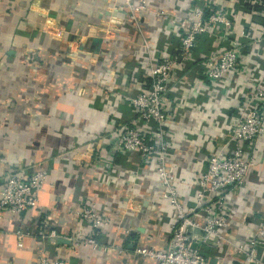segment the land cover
<instances>
[{"label":"crops","instance_id":"obj_1","mask_svg":"<svg viewBox=\"0 0 264 264\" xmlns=\"http://www.w3.org/2000/svg\"><path fill=\"white\" fill-rule=\"evenodd\" d=\"M215 1L234 6L232 0ZM204 2L149 0L150 9L132 17L125 0H0V189L10 171L28 176L43 165L50 171L38 208L0 216V264H40L41 252L68 264H159L135 250L168 246L175 208L164 198L154 164L136 153H111L104 136L134 124L137 113L124 95L149 85L153 60L180 52L183 28L171 27L165 37L157 12L183 18ZM239 18L264 29L259 9ZM59 29L62 39H56ZM225 43L217 32L201 36L195 61L178 69L170 86L169 161L182 177L178 189L186 206L196 200L208 151L226 155L235 146L231 126L243 110L246 87L239 78L216 86L203 81L206 55ZM257 144L258 163L246 185L232 193L241 214L229 224L234 228L223 231L229 242L217 248L195 242L212 262L226 257L240 264L235 246L246 245L264 225V138ZM84 200L109 220L94 232L98 247L65 239L81 226L76 212ZM52 228L63 238L41 235ZM19 229L27 234L23 246Z\"/></svg>","mask_w":264,"mask_h":264},{"label":"built area","instance_id":"obj_2","mask_svg":"<svg viewBox=\"0 0 264 264\" xmlns=\"http://www.w3.org/2000/svg\"><path fill=\"white\" fill-rule=\"evenodd\" d=\"M152 1L161 4L163 0ZM232 2L233 8L215 0L195 3L183 18L163 8L157 12L163 20L161 26L165 37L172 32L171 27L183 28L180 52L173 55L165 51L160 61L153 60L147 75L149 85L138 93L124 95V100L137 113L134 124L107 131L104 136L111 146V153H136L142 162L154 164L164 187V198L171 201L176 211L177 218L170 227L168 246L165 249L137 247L135 254L142 259H156L159 264H234L226 257L212 262L201 249L193 247L197 241L207 248H217L224 241L229 242L223 231L234 228L229 224L241 214L234 207L232 193L246 185L251 169L259 161L257 143L264 138V29H252L249 22L239 18L242 12L259 9L264 13V0ZM125 3L132 17L141 10L150 9L149 0H125ZM216 32L223 35L226 43L206 55L203 81L216 86L227 84L229 78H239L246 87V94L243 110L234 117L231 126L234 148L226 155L208 151V167L197 177L196 200L186 206L178 189L182 177L172 169L169 161L174 138L166 128L169 116L167 103L175 72L183 69L188 62L195 61L201 36ZM64 33L59 29L56 39H62ZM200 86L201 82H197L193 87L196 94ZM49 174L44 165L28 176L20 171H10L0 189V216L38 208L39 193L46 186ZM76 216L80 218L81 226L65 239L76 247H98L94 232L102 230L109 223L108 218L100 215L97 204L87 200L83 201ZM16 235L19 245L23 246L26 232L19 229ZM41 235L61 238L53 228L41 232ZM117 246L120 252H124L122 247ZM235 249L240 264H264V225L257 227L246 245H236ZM39 262L68 264L64 258H50L44 252H41Z\"/></svg>","mask_w":264,"mask_h":264},{"label":"water","instance_id":"obj_3","mask_svg":"<svg viewBox=\"0 0 264 264\" xmlns=\"http://www.w3.org/2000/svg\"><path fill=\"white\" fill-rule=\"evenodd\" d=\"M193 247H195V244L193 245Z\"/></svg>","mask_w":264,"mask_h":264}]
</instances>
